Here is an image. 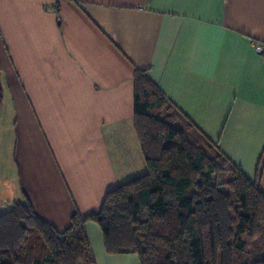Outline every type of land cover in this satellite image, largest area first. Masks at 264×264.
<instances>
[{"label":"crops","instance_id":"0c3cea01","mask_svg":"<svg viewBox=\"0 0 264 264\" xmlns=\"http://www.w3.org/2000/svg\"><path fill=\"white\" fill-rule=\"evenodd\" d=\"M137 70L264 195V0H0V212L63 233L147 173Z\"/></svg>","mask_w":264,"mask_h":264},{"label":"trees","instance_id":"16d2710c","mask_svg":"<svg viewBox=\"0 0 264 264\" xmlns=\"http://www.w3.org/2000/svg\"><path fill=\"white\" fill-rule=\"evenodd\" d=\"M134 85L147 173L109 192L99 211L77 212L63 233L30 202L12 204L0 212V264H94L90 222L100 227L107 255L137 254L140 264H264V195L167 101L147 71H136ZM225 167L238 177L226 183L228 192L212 178Z\"/></svg>","mask_w":264,"mask_h":264},{"label":"rangeland","instance_id":"374dc122","mask_svg":"<svg viewBox=\"0 0 264 264\" xmlns=\"http://www.w3.org/2000/svg\"><path fill=\"white\" fill-rule=\"evenodd\" d=\"M163 114H173L171 110L167 109L166 107H163L161 110H160ZM177 116H172V119L174 121V123L176 125H183L185 127V129H187V126L184 124V123H180L178 122L177 120ZM177 121V122H176ZM189 132V131H188ZM189 134L191 135V137L198 141L199 138L196 136V134H194L193 132H189ZM203 148H205L204 145H202ZM194 152V151H193ZM210 153H211V156L216 159V160H219L218 157H217V153L215 150H210ZM198 177V176H196ZM199 178V177H198ZM213 180H216L218 183L222 184L220 185L221 186V190L225 191V192H228L230 190V187H228L226 185L227 182H232V183H236L235 180H237V174L234 173L233 171H231L229 168L225 167V168H222L217 174L213 175ZM231 193V192H229ZM253 195V192L251 190H249V196H252ZM2 211V210H0Z\"/></svg>","mask_w":264,"mask_h":264},{"label":"built area","instance_id":"2783aa9c","mask_svg":"<svg viewBox=\"0 0 264 264\" xmlns=\"http://www.w3.org/2000/svg\"><path fill=\"white\" fill-rule=\"evenodd\" d=\"M259 48V47H258Z\"/></svg>","mask_w":264,"mask_h":264}]
</instances>
